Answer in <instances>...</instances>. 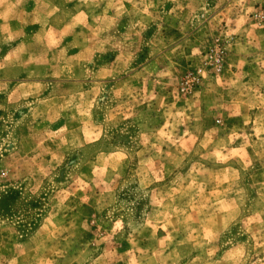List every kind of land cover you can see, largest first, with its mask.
<instances>
[{
	"label": "rangeland",
	"instance_id": "obj_1",
	"mask_svg": "<svg viewBox=\"0 0 264 264\" xmlns=\"http://www.w3.org/2000/svg\"><path fill=\"white\" fill-rule=\"evenodd\" d=\"M110 2L116 5L117 0H89L87 5H82L80 0H6L5 3H0V145H2L0 148V264H9L14 257L24 255L25 249L30 246L29 237L34 234L35 229L43 222V217L50 210L45 205L52 195H55L57 200L68 202L70 207L74 203H79L60 189L55 193L48 192L51 187L48 183L49 178H54L57 184L65 182V187H74L79 185L80 181L77 177L83 171L101 187H114L111 172L106 175L98 171L95 177L91 176L90 170L86 167L87 153L77 146V138L81 136L94 138V133L101 122L113 114L112 109H115L117 104L130 101L133 96L139 99L143 95L142 87L145 83L149 92L154 87L158 93L162 92L161 87L155 85V71L161 68L167 70L169 65L167 60L158 62L157 49L162 46L160 41L168 45L165 51L169 53L172 48L178 47L172 56L173 78L163 82L171 84L175 91L179 92L180 99L176 108L182 112L187 107L185 92L181 90L187 76L192 84V90L187 92L188 100H192L193 93L200 91L203 93L201 97L203 121L200 124L195 120L189 122L190 130H194L197 126L206 128L213 116L223 118V123L216 125L221 129L222 136L225 134L223 131L225 125L231 127L232 124H243V116H237L234 112L231 117L233 119L229 120V111L220 106L231 104L233 111L237 110L235 102L227 91L218 90L222 92V98L206 92L209 84L216 83L217 74L221 79L227 80L231 77L233 81L243 75L242 84L251 83L259 86L260 91L264 92V83L257 84L260 80V69L253 62L254 56L248 57L245 63L238 60L236 55L238 51L236 42L246 44L248 36L253 38V43L257 44L259 52L264 53V28L253 27L258 23L264 24V0H251L252 6L257 11L251 23L244 25L249 31L247 34L241 32L236 36L224 35L228 31L227 24L213 20L217 12L227 7V3L221 4L220 0H183L186 4L191 3L193 13L199 16V21L191 19L188 9L179 17L168 15L169 10L174 7L171 0H154L157 6L152 10L153 15L150 18H142L133 8V4L128 3L127 0L119 12L117 7H109ZM203 3H206L210 9L207 15L200 11ZM53 7H59L60 11L49 18L48 13ZM80 9L86 11L88 15L76 17ZM232 19L234 22L231 27L235 28L236 17L233 16ZM9 36L13 39L9 40ZM16 46L23 50L19 52L21 56H13L12 60H5V56L10 55ZM194 49H199V52L193 54ZM249 51L254 55L259 54L256 48H250ZM219 56L222 61L221 70L217 68V64L220 63L217 59ZM44 58L49 59L46 76L51 72L50 69L54 68L57 74L69 78L70 82L76 81L57 86L60 95L54 93L52 85L43 83L44 75L33 74L26 77L28 78L26 85L20 81L26 75H20L21 78L10 76L9 69L13 63L16 64L14 66H22V63H25L26 68L34 70L38 64L45 63L41 60ZM114 61L118 66L112 76L96 78L95 75L100 68H107ZM232 64L235 66L231 67ZM201 71L209 73V80L197 83ZM102 73L106 74V72ZM52 78L50 75L46 77V79ZM32 85H40L39 90L32 88ZM17 86L24 87V93L32 91L33 94L24 98L11 95L14 88L20 89ZM173 87H169V92H174ZM120 89L124 91L117 99L115 93ZM231 91L235 94V90ZM78 92L85 93V103L95 97L93 103L96 106L92 109L91 119L77 116L74 107L66 110L53 107L54 104L63 103L61 97L67 99L70 94ZM213 101L216 102V107L214 111H209ZM155 108V102H152V108L149 109L145 101L132 108V115L127 121L123 120L122 116H117L112 122L115 127L109 126L111 127L109 143L113 148H125L129 153L130 159L125 161L123 170L125 179L129 168L141 172L147 169L152 175L156 173L153 161L148 159L150 156L155 157L156 152L155 149H151V144L148 145L149 137L145 134V132L150 133L152 125L159 121L160 114L155 112ZM238 110L242 113L246 111L243 108ZM259 114L260 109L256 108L248 113L253 118ZM176 118L181 121L177 132L179 136H183L185 128L183 117ZM64 124L67 125V132L60 130L56 132L55 129H59ZM247 131H251V125ZM179 136L176 132L172 133L168 143L175 147ZM64 139L69 143L62 144ZM242 143V140H236L232 147H239ZM146 145L151 150L145 151L142 157H136L135 153L145 149ZM168 150L169 146L165 145L164 151ZM257 151L261 154L256 155ZM238 153L243 154L240 149H234L230 154H221L217 150L213 152V156L215 160L224 162L228 160L229 155L237 156ZM122 155V149L118 150V158ZM248 156L251 158V165L247 171L243 170L241 163L230 161L234 167L241 169L238 187L235 185L230 187L227 170L221 169L215 172L216 183L221 187L214 195L219 197L218 207L236 213L237 221L233 220L229 224L233 235L239 231L242 234L237 240L240 243L248 240L251 246L253 243L250 240L251 233H244L243 230L253 227L255 231V227L264 220V216L259 214L264 210V150L257 148L253 151L249 148ZM52 158L54 161H49ZM189 159L191 164L188 161L178 162L179 174L186 175L189 167V175L204 176L207 170L197 162L199 157L193 155ZM140 160H143V164ZM160 161L166 165L168 163L164 157H161ZM160 161L157 162V169ZM77 165H80V168H77ZM37 168L42 171H37ZM101 181H106L107 184ZM142 181L143 176L138 175L132 185L136 190L133 192L125 189L129 199L141 197L137 200L138 208L147 203V198L143 197L145 190L141 188ZM193 190L200 194L209 192L207 185L199 180H194ZM115 193L120 195L119 189H115ZM237 193L244 200L240 216L233 206ZM161 203L159 198L153 196L152 205L147 209L148 214L151 215L154 208L159 207ZM73 215L79 217L76 221V236L67 249V260H60L58 264H68V261L81 264L74 258L84 251L85 244L88 245L86 257H91L87 264H91L97 256H103L100 264H135L138 254L131 250V246L126 241L119 236L113 241L97 235L96 224L99 221L93 220L91 214L86 211V206L78 207L76 213H69L65 225ZM137 218L142 223L139 212ZM158 235L162 236L163 233ZM214 235L215 233H209V239ZM223 238L220 237L221 240ZM13 244H19L20 247L13 248ZM61 246L63 247V244ZM126 251L128 255H125ZM199 254L200 249L189 244L185 259H182L180 264H189V260ZM259 259H264L262 249L252 252L248 264H255Z\"/></svg>",
	"mask_w": 264,
	"mask_h": 264
},
{
	"label": "clouds",
	"instance_id": "obj_2",
	"mask_svg": "<svg viewBox=\"0 0 264 264\" xmlns=\"http://www.w3.org/2000/svg\"><path fill=\"white\" fill-rule=\"evenodd\" d=\"M5 2L6 0H0V3ZM124 2L125 0H117L116 5L110 2L109 7H117L119 12L123 9ZM127 2L133 4V8L141 14L142 18L152 17V10L157 6L154 0H127ZM80 3L87 5L89 0H80ZM171 3L174 7L169 10L168 15L179 17L188 9L191 19L199 21V16L193 13L191 3L186 4L183 0H171ZM220 3H227V7L223 11L217 12L213 16V20L227 24L228 31L224 35L236 36L241 32L247 34L249 30L244 28V25L251 23L257 11L252 6L251 0H220ZM59 11V7H53L48 13V17L54 16ZM200 11L207 15L210 9L206 3H203ZM86 15L88 13L82 9L76 13V17ZM233 16L236 17L235 28L231 27L234 22ZM253 27L264 28V24L258 23ZM8 39L11 40L13 37L9 36ZM160 44L162 46L157 49L159 53L158 62L167 60L169 65L167 70L161 68L159 71H155V85L160 86L162 92L158 93L155 87L149 92L145 83L142 87L143 95L139 99L133 96L130 101L117 104L116 108L112 109L113 114L101 122L94 133V138L88 139L82 136L77 138V146L87 153L86 167L90 170L91 176L95 177L98 171H102L106 175L111 172L114 187H101L83 171L77 177L80 181L79 185L74 187H65V182L57 184L54 178H49L48 183L51 187L47 190L48 192L55 193L57 189H60L67 192L79 203H74L70 207L68 202L57 200L56 196L52 195L48 204L45 205L50 210L43 217V222L35 229L34 234L29 237L30 246L25 249L23 256L14 257L9 264H58L60 260H67V249L76 236V221L79 217L73 215L66 225L65 220H68L69 213H76L80 206H86V211L91 214L93 220L99 221L96 224L97 235H102L105 240L111 239L113 241L119 236L131 246V250L138 254L135 258V264H180V261L185 259L186 248L189 244L200 249V254L191 258L189 264H248L252 252H255L256 249L264 250V220H261L259 225L255 227V231L253 227L244 228V233H251L250 240L253 242L251 246L248 240L240 243L237 237L242 233L237 231L236 235H233V231L229 228V224L236 220V213L218 207L219 197L214 195L215 191L221 187L216 183V171L227 170L230 187L232 185L238 187V182L241 180V169L234 167L230 161L241 163L243 170L247 171L251 165L248 149L252 148L253 151H256L257 148H260L264 150V92L260 91L259 86L251 83L242 84L243 75L233 81L231 77L227 80L221 79L217 74L216 83L209 84L206 92L208 94L214 93L216 97L222 98V92L218 90L227 91L232 101L235 102L237 110L233 111L231 104L220 106L229 111V120L233 119L231 117L234 112L237 116H243V124H232L231 127L225 125L223 129L225 134L222 136L220 135L221 129L216 125L223 123V118L213 116L206 128L197 126L194 130H190L189 122L195 120L200 124L203 121V104L201 103L203 93L201 91L193 93V98L189 101L188 93L185 92L184 99L187 102V107L182 112L176 108L180 94L175 91L171 84L163 82L173 78L172 56L178 47L172 48L169 53L165 51L168 45H165L163 41H160ZM256 45L251 36H248L246 44L237 41L236 48L238 51L236 55L238 60L245 63H247L248 57L254 56L253 62L260 69V80L257 82L260 84L264 83V53H260L259 47ZM250 48H256L259 54L254 55L253 52L249 51ZM198 52L199 49L193 50V54ZM4 59L12 60L13 55L5 56ZM234 66V64L231 65V67ZM199 78L197 83L208 81L209 73L201 71ZM31 87L39 90L40 85H32ZM169 87H173L174 92H169ZM231 90H235V94ZM123 91L124 89H120L115 93L117 99L121 97ZM32 94V91L25 93L26 96ZM84 96L85 93L78 92L70 94L67 99L61 97L63 103L54 104L53 107L60 110L74 107L77 116L91 119L92 109L96 106L93 103L95 97L85 103ZM77 97H79V102H77ZM145 101H147L149 109L152 108V102H155V112L160 114L159 121H162L154 123L150 133L145 132L149 137L148 145L151 144V149H155L156 152L155 157L150 156L148 158L153 161V168L156 169V173L152 175L147 169L141 172L129 168L127 179H125L123 170L125 161L130 159L129 153L125 148H113L109 143V133L111 127H115L112 122L116 120L117 116H122L123 120L127 121L128 117L132 115V108ZM41 103L47 102L41 101ZM215 107L216 102L213 101L209 111H214ZM239 108L246 111L242 113L238 110ZM254 108L260 109V114L255 118L248 115ZM177 116L183 117L185 124L183 136H179L177 132L181 122L176 118ZM74 119L75 117H73ZM249 125H251L250 132L247 131ZM59 130L67 132V125H62ZM174 132L179 136L175 147L168 143L170 135ZM236 140H242V145L232 147ZM181 141H183L182 144ZM68 143L67 139L62 140V144ZM148 145L145 149L136 152V157H142L145 151H150ZM165 145L169 146V150L166 152L164 151ZM120 149H122L123 155L118 158L117 153ZM234 149H240L243 154L229 155L228 160L224 162L215 160L213 156L214 151L218 150L221 154H230ZM260 154L259 151L256 152V155ZM193 155L199 157L197 162L207 170L206 174L202 177L189 175L188 167L187 174L180 175L177 171L180 168L178 162L188 161L191 164L189 157ZM161 157L168 161L167 165L160 161ZM54 159L56 158L54 157ZM158 161L160 162L157 169ZM140 163L143 164V160H140ZM49 166L51 167V162ZM76 167L80 168V165ZM37 171H42V169L37 168ZM138 175L143 176L141 188L145 190L143 197L147 198V203L139 208L137 200H140L141 197L129 199L128 193L125 192V189L133 192L136 190L132 188V185ZM194 180L206 184L209 192L207 194L195 192L193 190ZM101 183L107 184L106 181H101ZM115 189H119L120 195L115 193ZM79 193L82 195H78ZM153 196L159 198L162 203L159 207H155L153 213L149 215L147 209L152 205ZM243 203V197L237 193L236 199L233 200V206L238 210L239 216ZM138 212L142 218V223L138 221ZM259 214L264 216V210L260 211ZM161 232L163 235H158ZM209 233H215V235L209 239ZM222 236L224 238L221 240L220 237ZM16 247H20V245L13 244V248ZM87 247L88 245L85 244L84 251H81L80 255L74 258L75 261L87 264V261L91 259L90 256L86 257ZM228 253H232V255H227ZM125 255H128V251L125 252ZM102 258L103 256H97L95 260L91 261V264H100ZM68 264H73V261H68ZM255 264H264V259L257 260Z\"/></svg>",
	"mask_w": 264,
	"mask_h": 264
},
{
	"label": "crops",
	"instance_id": "obj_3",
	"mask_svg": "<svg viewBox=\"0 0 264 264\" xmlns=\"http://www.w3.org/2000/svg\"><path fill=\"white\" fill-rule=\"evenodd\" d=\"M23 52V50L19 47V46H16L13 51H11L10 55H13V56H21L19 52ZM43 60V62H45L44 64H38V66H36V68L34 70H31V69H28L26 68V64L25 63H22V66H14L16 65L15 63L12 64L11 68L9 69L10 70V76L13 77V78H18L20 75L24 74L26 75L24 78H22V80L20 81H23L22 84H27V80L28 78L26 77H30L31 75L35 74L34 76H39V75H44V79L42 80L43 83H48L50 84V86L52 85V87L54 88V93L57 94V95H60V93L57 91V86H63V85H67V84H71V83H74L76 81H72L70 82L71 80L69 78H66V77H62L60 76L59 74H57V70L54 69V68H51V72L48 74L50 76H52L53 78L52 79H46V71L48 70V67H47V63L49 62V59L48 58H44V59H41ZM37 63H41L40 61H37ZM116 62L114 61L112 63V65L108 66L107 68H100L97 72V74L95 75L96 78H108L110 76L113 75V72L114 70L117 69V66L118 65H115ZM102 72H106V74H103ZM44 73V74H43ZM21 78V77H19ZM19 87L20 89H16L14 88V90H12L11 92V95L12 94H15L17 97H21V98H24L26 97L24 91H25V88L24 87H21V86H17ZM16 89V90H15ZM63 93V92H62ZM60 129V128H59ZM58 128H56V132L59 131ZM49 161H54V159H50Z\"/></svg>",
	"mask_w": 264,
	"mask_h": 264
},
{
	"label": "built area",
	"instance_id": "obj_4",
	"mask_svg": "<svg viewBox=\"0 0 264 264\" xmlns=\"http://www.w3.org/2000/svg\"><path fill=\"white\" fill-rule=\"evenodd\" d=\"M220 57H221V56H219V57L217 58L218 61L221 60ZM217 68H218V70H221V69H222V61H220V63L217 64ZM181 90H182L183 92H188V91L192 90V84H191V81H190L189 76H187L186 79L184 80V82H183V84H182V88H181Z\"/></svg>",
	"mask_w": 264,
	"mask_h": 264
}]
</instances>
